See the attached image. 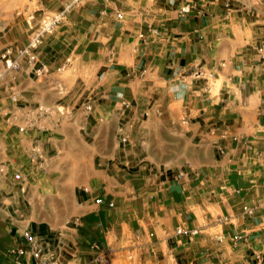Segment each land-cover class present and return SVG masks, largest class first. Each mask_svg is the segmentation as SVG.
Returning <instances> with one entry per match:
<instances>
[{
  "label": "crops",
  "instance_id": "1",
  "mask_svg": "<svg viewBox=\"0 0 264 264\" xmlns=\"http://www.w3.org/2000/svg\"><path fill=\"white\" fill-rule=\"evenodd\" d=\"M253 1L0 10V57L24 44L27 24L58 14L37 53L73 76H34L0 58V264H15L8 250L28 248V234L60 264H98L95 241L108 264H207L203 244L217 236L264 255V0ZM185 2L194 5L181 13ZM84 75L91 96L57 102ZM71 217L84 235L57 222ZM177 225L198 229L193 243Z\"/></svg>",
  "mask_w": 264,
  "mask_h": 264
},
{
  "label": "rangeland",
  "instance_id": "2",
  "mask_svg": "<svg viewBox=\"0 0 264 264\" xmlns=\"http://www.w3.org/2000/svg\"><path fill=\"white\" fill-rule=\"evenodd\" d=\"M26 1L28 0H0V10L3 13H10L11 14V10L13 9H21L23 7V5L26 3ZM254 3H257V0L253 1ZM31 3V2H30ZM35 7V5H31L30 8ZM63 7V6H62ZM61 6L58 7V10H60L62 8ZM55 12H47L45 14V16H41L38 18V21L36 23H30L27 24V26L24 28V32H26V41L24 42V44L27 42V40L29 39V37H32L33 34H35L38 30H39V26L41 25L40 23L42 22V19H47V21L52 18L57 16V14H53ZM3 14V15H5ZM42 26V25H41ZM1 30V29H0ZM53 30V29H52ZM52 30L46 32L49 33ZM19 32L17 35L18 37H22V29H19ZM10 47V46H9ZM8 47V48H9ZM4 49L3 53L5 54V56L3 57V55L0 57L3 59V64L5 67H8L6 65V60L5 57H9L11 59H16V61L18 62L19 66L17 68H12V67H8V68H12V69H20L22 67V62L26 63V65L24 66L25 69H27V71L34 75L37 76L36 74H34L31 70H30V65L27 63L26 58L25 57H20L17 54V48H15V46L10 47L9 49ZM37 51V49H36ZM39 60L41 61L40 56L38 55ZM42 63H44L43 61H41ZM46 65V63H44ZM47 66V65H46ZM3 66L1 65V61H0V72L2 71ZM67 68H63V69H50L47 66V71L46 73H49L51 70H56L57 72L55 73L56 77L58 78H62L64 79L67 83H70L73 80V76L71 77L69 75L68 72H66ZM42 75H45V72ZM40 76V75H39ZM89 79V76L84 75L82 77H79V89H75V90H62L59 93H55L59 95L60 98H58L57 102H60L64 99H71L72 101L74 100H78V102H84L88 99L89 96H91V93H88L89 89H85L83 90L84 84L87 83ZM54 93L53 90L47 89L45 92V98L46 101L45 105H52V103H50V100L53 101L54 100ZM66 110V107H63L62 110H59L58 106L56 107H51V111H53L52 113H62L63 111ZM69 110V109H68ZM51 177L53 176L52 174L50 175ZM32 188V187H31ZM48 191V188H47ZM25 204L27 205V207L29 206V203H27V201L25 202ZM53 205V204H51ZM53 209V207L51 206V210ZM57 222L59 223L61 228H67V227H73L75 228L77 226L78 228V234L79 236L84 235V226H82V224H80V222H85L82 219H77L76 217H71L68 220V223L65 224V220H57ZM83 228L82 230H80L79 228ZM196 235H193L190 239H188L189 243H193L194 238H196ZM91 240L97 239V237H92L90 238ZM90 240V243H91ZM229 244H232V242L225 238V237H220L217 236L216 239H208L206 240V242L203 244L204 246H207V250H206V257L204 259L205 262H208L207 264H264V255H262L261 253L257 256H253L254 252H252V257L251 253L245 252L240 254V252H235L233 250H230V246ZM107 256V254H106ZM108 259V256H107ZM209 260V261H208ZM108 264V260L107 263Z\"/></svg>",
  "mask_w": 264,
  "mask_h": 264
},
{
  "label": "built area",
  "instance_id": "3",
  "mask_svg": "<svg viewBox=\"0 0 264 264\" xmlns=\"http://www.w3.org/2000/svg\"><path fill=\"white\" fill-rule=\"evenodd\" d=\"M192 2H185L180 7V12L185 13L189 11L193 7ZM59 15L50 18L48 21L47 19H42L41 25L38 27L39 30L29 37L27 42L20 46L17 49V54L20 57H25L27 63L30 65V70L36 74L37 76L43 74L47 71V66L39 60L38 53L36 51L37 47L41 43V39L44 33L52 30L58 21ZM5 56V54H4ZM6 65L8 67L17 68L19 66L16 59H11L9 57H5ZM197 76H200L202 72L198 70L196 72ZM90 107V106H88ZM174 181L180 182V177L176 176ZM198 229L196 227H189L185 225H177L175 227V233L184 237H192L196 235ZM27 240L29 242V247L25 246H17L12 247L8 250V252L13 255L15 264H25L23 256L25 254H30L33 258H35V264H60V259L53 251H43L42 247L37 246L34 244L32 240V236L30 234L26 235ZM238 238L237 235H233V239L236 240ZM92 246L99 250L98 254L96 255V260L98 264H106L107 263V256L106 253L101 248V245L98 242H93Z\"/></svg>",
  "mask_w": 264,
  "mask_h": 264
},
{
  "label": "bare ground",
  "instance_id": "4",
  "mask_svg": "<svg viewBox=\"0 0 264 264\" xmlns=\"http://www.w3.org/2000/svg\"><path fill=\"white\" fill-rule=\"evenodd\" d=\"M54 224V223H53Z\"/></svg>",
  "mask_w": 264,
  "mask_h": 264
}]
</instances>
